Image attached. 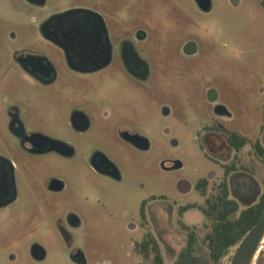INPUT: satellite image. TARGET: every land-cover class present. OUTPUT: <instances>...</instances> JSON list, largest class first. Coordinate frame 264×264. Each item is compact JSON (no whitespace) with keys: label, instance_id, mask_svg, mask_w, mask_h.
I'll use <instances>...</instances> for the list:
<instances>
[{"label":"rangeland","instance_id":"rangeland-1","mask_svg":"<svg viewBox=\"0 0 264 264\" xmlns=\"http://www.w3.org/2000/svg\"><path fill=\"white\" fill-rule=\"evenodd\" d=\"M114 10L127 16L129 26L139 22L148 31L150 39L142 50L160 70L159 90L153 96L122 93L126 94L130 112L135 113L139 104L140 131L147 135L150 148L140 151L128 144L120 147L110 133L98 130L92 131L91 139L84 143L72 130L47 128L49 135L77 144L80 156L87 154L89 146H103L118 158L122 181L99 176L82 160L67 161L53 154L31 159V180L20 185L14 203L0 210V254L5 264H74L69 254L76 246L85 253L88 264H153L151 246L144 253L138 243L131 245L141 231H132L128 225L138 220L141 200L151 195H164V207L174 198L177 203H190L184 215L171 218L161 206L154 210L164 264H173L186 244L187 231L181 223L195 231L198 263L212 264L204 242L210 221L201 211L211 194L210 186L206 193L196 190L181 195L176 181L183 177L192 185L212 168L202 143L208 140L223 146L234 125L244 128L239 132L249 142H264L263 2L211 0V8L203 11L195 0H116ZM187 35L197 45L192 58L183 57L179 50ZM209 86L218 92L234 119L216 118L218 129L206 134L202 126L214 122L204 97ZM163 99L171 108L169 116L162 114ZM251 122L254 128H246ZM5 151L0 144V152ZM246 152L240 150L238 154L245 157ZM165 157L176 158L182 168L162 170L159 161ZM51 175L62 177L67 185L60 195L44 188L46 176ZM218 182H213V188ZM244 206L242 203L240 209ZM67 208L79 218L78 227L67 222ZM33 244L45 250L41 261L31 256ZM235 248H228L220 264L230 263ZM10 254L15 256L13 261ZM254 261L264 264V252H259Z\"/></svg>","mask_w":264,"mask_h":264},{"label":"flooded vegetation","instance_id":"flooded-vegetation-1","mask_svg":"<svg viewBox=\"0 0 264 264\" xmlns=\"http://www.w3.org/2000/svg\"><path fill=\"white\" fill-rule=\"evenodd\" d=\"M114 8L116 0H0V144L7 151L0 152V210L14 203L20 185L31 180L30 160L50 154L67 161L82 160L99 176L122 181L118 158L103 146H89L87 154L80 156L77 144L49 135L47 128L72 130L84 143L91 139L92 131L98 130L110 133L120 147L128 144L140 151L150 148L147 135L140 131L139 104L135 113L130 112L125 96L128 92L153 96L159 90L160 70L142 50L150 39L148 31L139 22L129 26L127 16L116 13ZM179 50L183 57L192 58L197 52L195 39L185 36ZM204 97L214 121L202 126L206 134L218 129L216 118L234 119L213 87L205 88ZM160 106L164 116L171 114L166 100H161ZM254 125L251 122L246 128ZM234 126L223 146L208 140L202 143L213 167L192 185L185 178H178L179 194L196 190L206 193L210 186L207 201L226 179L229 197L237 201L239 210L242 203L246 208L264 196V142H249L244 136L242 146L235 147L228 137L243 136L239 131L244 128ZM164 131L168 133L169 128ZM170 141L176 144L174 139ZM240 150L247 151L245 157L238 154ZM159 166L171 172L181 169L182 163L165 157ZM43 185L56 196L67 187L62 177L54 175L46 176ZM165 199L164 195L144 198L138 208V220L128 223L132 231H141L140 237L131 242L138 243L141 252L149 248L144 246L146 238H152L160 252L162 241L155 231V209L163 207L171 218L174 214L184 215L190 207V203H177L175 198L164 207ZM66 210L67 222L78 227L79 218L70 208ZM181 224L187 231V243L190 234H196ZM259 252H264V238L254 259ZM30 253L38 261L45 257V250L38 244L32 245ZM8 257L12 261L15 258L13 254ZM69 258L74 264H88L78 246L71 250ZM0 264H5L2 254ZM252 264H256L254 260Z\"/></svg>","mask_w":264,"mask_h":264},{"label":"trees","instance_id":"trees-1","mask_svg":"<svg viewBox=\"0 0 264 264\" xmlns=\"http://www.w3.org/2000/svg\"><path fill=\"white\" fill-rule=\"evenodd\" d=\"M228 140L238 148L246 138L230 135ZM206 203L201 210L210 221V230L205 234L204 242L212 264H220L219 259L226 254L228 248L235 245L258 220L264 207V196L257 203L239 210L237 201L229 197L227 180L223 179L218 186L217 194L208 198ZM195 241L196 237L192 232L173 264H199V259L194 253ZM144 246H151L154 252L153 264H164L163 257L152 238H146Z\"/></svg>","mask_w":264,"mask_h":264},{"label":"water","instance_id":"water-1","mask_svg":"<svg viewBox=\"0 0 264 264\" xmlns=\"http://www.w3.org/2000/svg\"><path fill=\"white\" fill-rule=\"evenodd\" d=\"M195 1L202 10H208L211 6V0ZM263 238L264 207L258 220L247 230V232L240 239L229 264H252L258 246ZM222 257L219 259V262L221 261Z\"/></svg>","mask_w":264,"mask_h":264}]
</instances>
